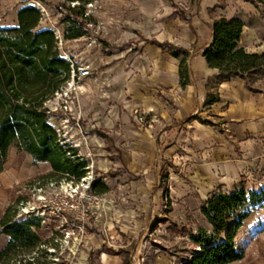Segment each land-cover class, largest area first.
Instances as JSON below:
<instances>
[{
  "label": "rangeland",
  "instance_id": "374dc122",
  "mask_svg": "<svg viewBox=\"0 0 264 264\" xmlns=\"http://www.w3.org/2000/svg\"><path fill=\"white\" fill-rule=\"evenodd\" d=\"M190 1L160 0L153 9L152 0H93L85 8V15L91 17L90 35L66 40L67 25L61 22L57 5L65 4V12L70 13L69 7L75 3L0 0V26L18 24L20 8L35 5L43 14L40 28L55 30L61 54L72 59L76 68L91 70L89 75L71 78L47 102L51 121L61 130V143L68 142L77 150L88 168L86 175L79 180L66 179V174L61 176L51 163L37 162L16 147L11 148L0 173V218L11 207L13 220L24 221L35 215L46 220L41 218L36 228L42 239L40 251L34 253L36 264H181L200 249L191 234L202 227L212 229L201 212L204 201L212 192H231L241 185L249 192L252 214L237 242L246 249L245 258L257 250L258 261L264 264V154L252 157L238 178L206 187L197 156L185 147H172L167 152L171 141H165L152 151L143 149L134 137L123 138L119 125L110 130L104 120H94L95 105L105 98L101 75L106 58L116 53L121 60L125 46L121 38L117 46L111 44L122 29V19H184L181 13L190 18ZM259 1L264 19V0ZM65 104L71 105L75 116H70ZM69 116L70 124L66 123ZM94 181L105 183L109 191L94 194L89 189ZM71 185L86 194L87 213L79 218L68 215L67 222L61 223L49 211L43 212L41 199H51L55 191L71 189ZM3 230L0 227V249L9 240Z\"/></svg>",
  "mask_w": 264,
  "mask_h": 264
},
{
  "label": "crops",
  "instance_id": "0c3cea01",
  "mask_svg": "<svg viewBox=\"0 0 264 264\" xmlns=\"http://www.w3.org/2000/svg\"><path fill=\"white\" fill-rule=\"evenodd\" d=\"M190 2L189 19H122L111 44L117 46L121 38L125 46L121 60L116 53L106 58L101 75L105 98L96 103L94 120H104L110 130L119 125L123 138L134 137L143 149L152 151L165 141H171L167 152L185 147L197 156L208 187L238 178L252 157L264 154V77L254 82V91L244 79L211 68L201 49L212 40L211 25L225 16L245 20L240 45L263 52V5L259 0ZM152 3L154 9L160 0ZM165 43L196 51L189 60L192 80L186 87L181 85L180 60ZM210 94L220 100L207 104ZM136 108L153 110L151 127L136 120Z\"/></svg>",
  "mask_w": 264,
  "mask_h": 264
},
{
  "label": "trees",
  "instance_id": "16d2710c",
  "mask_svg": "<svg viewBox=\"0 0 264 264\" xmlns=\"http://www.w3.org/2000/svg\"><path fill=\"white\" fill-rule=\"evenodd\" d=\"M66 1L75 5L69 7L70 13L65 12V4L57 5L62 13L61 22L67 25L65 39L90 35L91 17L85 15V8L93 0ZM42 18L39 7L24 5L18 13V24L0 26V173L9 160L11 148L16 147L37 162L51 163L61 176L66 174V179L79 180L88 171L86 163L68 142L61 143L63 139L51 121L52 113L47 106L48 100L70 81L72 69L77 68L72 59L61 54L55 30L40 28ZM245 25L241 18H217L211 25L212 40L201 51L211 68L240 77L257 91L252 83L264 77V51L249 52L240 45ZM163 45L180 60L181 85L186 87L192 80L189 60L196 51L170 43ZM219 100V96L210 94L207 104ZM201 120L214 124L208 119ZM69 153L75 156V161ZM109 189L105 183H92L96 195L105 194ZM248 195L241 185L231 192L217 190L204 201L201 212L212 229L202 227L198 233L191 234L200 249L181 264H232L245 258L246 249L239 246L237 238L252 214ZM10 211L8 207L0 219V227L9 235L8 242L0 249V264H36L34 253L40 251L42 244L36 230L40 227V218L17 221L12 219Z\"/></svg>",
  "mask_w": 264,
  "mask_h": 264
},
{
  "label": "built area",
  "instance_id": "2783aa9c",
  "mask_svg": "<svg viewBox=\"0 0 264 264\" xmlns=\"http://www.w3.org/2000/svg\"><path fill=\"white\" fill-rule=\"evenodd\" d=\"M79 74L86 76L91 74V70L89 67L83 66L80 68H73L72 69V75L71 78H74L79 76ZM48 106V105H47ZM50 108V107H49ZM65 108L70 112V116H75L72 115L71 110L72 107L70 104H65ZM51 112V111H50ZM153 110H144L141 108H136L134 110V116L136 120L145 127H151L152 124L156 120V116L152 115ZM151 115V118H150ZM66 117V120L68 124L71 123V117ZM79 118V117H77ZM79 124V122H77ZM58 133L61 136L60 132L61 130L58 129ZM75 180V179H74ZM92 184L90 183L89 189L92 188ZM71 189H66L64 190H58L55 191L54 194L52 195L51 199H48V197H43L44 199H41V203L44 204L45 209L44 211H49V213L55 217L59 222L65 223L67 222L68 215H73L75 218H79L80 216H85L87 213V208L85 206V201L86 199V194L82 191H77V189L73 188V185H71ZM46 214V213H45ZM36 217H39L38 215H35ZM44 216V215H43ZM40 218V217H39ZM42 218V222H46L45 218ZM40 218V219H41Z\"/></svg>",
  "mask_w": 264,
  "mask_h": 264
},
{
  "label": "bare ground",
  "instance_id": "6f19581e",
  "mask_svg": "<svg viewBox=\"0 0 264 264\" xmlns=\"http://www.w3.org/2000/svg\"><path fill=\"white\" fill-rule=\"evenodd\" d=\"M234 264H260L258 261L257 250H255V252L249 257H246L239 262H235Z\"/></svg>",
  "mask_w": 264,
  "mask_h": 264
}]
</instances>
